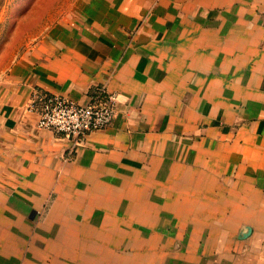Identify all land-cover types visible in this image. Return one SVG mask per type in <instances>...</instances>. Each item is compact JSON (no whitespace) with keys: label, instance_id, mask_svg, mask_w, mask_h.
Masks as SVG:
<instances>
[{"label":"crops","instance_id":"1","mask_svg":"<svg viewBox=\"0 0 264 264\" xmlns=\"http://www.w3.org/2000/svg\"><path fill=\"white\" fill-rule=\"evenodd\" d=\"M87 3L0 65V264L21 263L7 223L46 205L47 222L84 223L87 237L124 221L138 227L121 225V237L142 239L150 222L154 244L159 223H172L166 244H179H151L149 262L134 264H264L263 161L239 166L247 153L235 150L212 166L215 156L191 149L196 126L226 120L238 63L259 44L264 59V0ZM99 85L115 95V116L66 160L70 142L25 111L31 91L81 104Z\"/></svg>","mask_w":264,"mask_h":264},{"label":"rangeland","instance_id":"2","mask_svg":"<svg viewBox=\"0 0 264 264\" xmlns=\"http://www.w3.org/2000/svg\"><path fill=\"white\" fill-rule=\"evenodd\" d=\"M87 0H0V65L10 58H15L28 44L41 36L49 26L64 17L66 20L78 16L81 8L87 5ZM254 51L246 61L238 63L235 70H239L243 78L238 84L239 93L230 104L231 108L222 109L226 120L213 123L211 126L202 124L196 126L192 134L191 149L207 150L208 163L223 165L227 158L222 152L237 150L246 151L245 156L239 155L238 165L243 161L259 162L264 158L258 151H264V59L262 45H256ZM254 81V82H253ZM255 83V84H254ZM247 88L250 93H245ZM206 128L208 133L205 134ZM200 129V131H199ZM200 132V134H199ZM210 136V137H206ZM201 138H204L201 140ZM244 155V154H243ZM221 156V157H220ZM235 159L234 161H236ZM236 165V162L234 163ZM161 191V190H160ZM51 206L40 207L35 211L29 209L28 220L7 223L13 228L10 234L14 259L20 264H134L142 259L149 262L151 257L150 222L142 223L143 238L121 237V225L128 229L138 227V223L111 221L110 237H87L90 231L83 230L84 223L72 224L68 222H47ZM15 209V207L13 208ZM114 218V216H112ZM20 224L28 227L20 234ZM181 223L178 224L180 226ZM140 225V224H139ZM162 225V226H161ZM177 225V223L175 224ZM173 228L172 223H159L158 240L153 245L166 244V230ZM181 228V227H180ZM116 229L117 231H113ZM177 229V228H175ZM93 233V232H90ZM108 233L102 229H95L94 234ZM176 238V237H174ZM181 239V237H179ZM23 241L21 252L18 247ZM178 239H171L169 245L177 244ZM175 242V243H174ZM142 245L141 251L135 253L136 245ZM166 244V245H167ZM179 244V243H178ZM155 256L156 253H153ZM136 257H138L136 259Z\"/></svg>","mask_w":264,"mask_h":264},{"label":"built area","instance_id":"3","mask_svg":"<svg viewBox=\"0 0 264 264\" xmlns=\"http://www.w3.org/2000/svg\"><path fill=\"white\" fill-rule=\"evenodd\" d=\"M25 111L36 115L38 128L70 142L65 156L70 160L90 133L111 123L116 97L104 85L93 87L86 102L81 104L59 94L33 89Z\"/></svg>","mask_w":264,"mask_h":264}]
</instances>
